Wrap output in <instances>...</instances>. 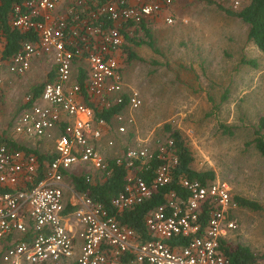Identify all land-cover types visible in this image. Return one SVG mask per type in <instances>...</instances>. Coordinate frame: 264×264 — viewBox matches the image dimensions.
Segmentation results:
<instances>
[{"label":"built area","instance_id":"obj_1","mask_svg":"<svg viewBox=\"0 0 264 264\" xmlns=\"http://www.w3.org/2000/svg\"><path fill=\"white\" fill-rule=\"evenodd\" d=\"M171 3L23 0L13 5L11 25L31 31L34 39L6 60V73L22 76L41 58L51 77L13 116L11 143L0 141L3 264H232L225 247L238 233L239 207L227 182L180 176L184 195L164 194L139 232L120 217L171 180L176 155L166 145L153 151L139 143L109 158L100 145L108 122L95 111L121 106L115 116L122 120L125 109L142 102L123 76L125 32L161 15ZM164 20L171 23L172 15ZM2 83L0 74V88ZM154 158L161 162L147 180L141 173ZM110 159L127 172L104 207L77 192L70 177L80 173L89 183L101 182Z\"/></svg>","mask_w":264,"mask_h":264},{"label":"rangeland","instance_id":"obj_2","mask_svg":"<svg viewBox=\"0 0 264 264\" xmlns=\"http://www.w3.org/2000/svg\"><path fill=\"white\" fill-rule=\"evenodd\" d=\"M212 1L172 0L161 16L147 21L152 47L128 43L140 59L125 61L123 76L139 91L142 102L137 109L122 112V120L112 116L108 121L110 140L117 143V150L108 156L139 143L156 151L171 141L165 125L177 130L191 152L192 169L212 172L211 179L227 182L233 196L262 206L239 208L238 233L230 238L233 246L241 244L260 255L264 252V158L251 142L264 116V52L247 40L245 22L219 7L239 11L249 0ZM166 14L172 15L171 23L165 22ZM141 39L147 40L143 33ZM5 64L0 54V71ZM48 69V62L37 58L22 76L0 73L4 135L12 116L45 80ZM220 125L230 127L231 133L223 132ZM119 126L124 127L122 132ZM254 264L264 262L258 258Z\"/></svg>","mask_w":264,"mask_h":264},{"label":"trees","instance_id":"obj_3","mask_svg":"<svg viewBox=\"0 0 264 264\" xmlns=\"http://www.w3.org/2000/svg\"><path fill=\"white\" fill-rule=\"evenodd\" d=\"M21 1L23 0H0V43L2 45L0 54L1 58L5 60L11 57L23 43L34 39V34L31 31H23L11 25L12 7L14 4ZM205 1L213 2L212 0ZM219 7L226 13L237 16L243 22H245L249 26L247 40L252 41L260 51L264 52V0H249L239 11H231L229 9H224L221 6ZM142 33L147 40L141 39ZM125 34L126 44L122 48V53L124 55L123 62L132 59H140V56L137 55L135 51L131 50V47L128 45V43H131L135 46H140L142 44H146L149 47L153 46L150 29L147 27V22L140 23L132 35L128 32H125ZM50 77L51 71H48L47 78L40 85L32 89L31 99H34L40 94L46 80H48ZM120 107L115 106L105 112L95 111V117L104 118L108 122L110 121L112 115L118 112ZM220 127L223 128V132L231 133L230 127L224 125H220ZM165 129L169 132L168 138L171 139L170 143H166L165 147L170 149L177 158V163L172 170L171 180L165 185L161 186L156 193H154L144 202L123 212L122 217H120L122 222H125L139 232H144L145 215L150 209L154 208L163 201L164 194L173 190L175 193L184 195L185 190L179 184L180 176L183 175L189 179H197L203 183L212 181V172H200L192 169L191 162L193 158L191 152L184 144L179 132L177 130L171 129L169 125H165ZM263 130L264 116L259 118L257 127L254 129V138L251 142L254 144L260 155L264 158ZM6 141L11 143L10 139H7ZM160 162V159L157 158L151 160L150 169L143 170L141 173L142 176L147 180L152 178V171ZM108 168L110 172L106 176L105 180L101 182L96 181L95 183H89L82 174L71 175V182L74 184L77 192L85 193L94 202L99 203L104 207H109L111 198L118 194L123 185L127 168H125L123 164H116L114 159L109 160ZM234 200L239 208H248L251 210L262 209V206L257 202L244 197L234 196ZM235 216L238 222V214ZM225 252L231 259L232 264H254L258 258L264 262V252L260 255H256L249 247L243 246L241 244H236L234 246L229 244L225 247Z\"/></svg>","mask_w":264,"mask_h":264},{"label":"crops","instance_id":"obj_4","mask_svg":"<svg viewBox=\"0 0 264 264\" xmlns=\"http://www.w3.org/2000/svg\"><path fill=\"white\" fill-rule=\"evenodd\" d=\"M68 1L69 0H64V3H68ZM97 1V0H96ZM164 13V12H163ZM162 13V14H163ZM159 16H161L160 14L159 15H157L156 17H153V18H151V19H154V18H157V17H159ZM150 20V19H149ZM148 21V20H147ZM146 21V22H147ZM1 35V34H0ZM126 44V38H125V43H124V45ZM124 45H123V47H124ZM0 48L2 49V45H1V43H0ZM3 71H5V70H2V71H0V73H2ZM48 71H49V69L48 70H46V75H45V79L47 78V73H48ZM6 72V71H5ZM76 73V72H75ZM125 80V79H124ZM23 106H26V105H23ZM23 106L17 111V113L16 114H18L22 109H23ZM119 110H120V108H119ZM118 110V111H119ZM125 111H131V110H129V109H125L123 112H125ZM116 114V113H115ZM115 114H113L112 116H115ZM14 116V115H13ZM13 116H12V118H13ZM11 126H12V120H11V122H10V124H9V128L6 130V134L4 135V133L3 132H1L0 131V141L1 140H3V139H6V138H11L10 136H12V134H11ZM62 127V126H61ZM2 138V139H1ZM109 139H112L111 137H110V132L109 131H107V129H106V131H104V135H103V139L101 140V142H100V145H101V148L103 149V150H105L106 151V153L107 154H111V153H114L116 150H117V143H113L112 145L113 146H108L107 144H106V140H109ZM7 140V139H6ZM138 145V144H137ZM44 146V145H43ZM133 146H136V145H133ZM45 148V147H44ZM43 148V149H44ZM36 152V151H35ZM41 157H47V158H51V156H49V155H41ZM1 242H0V253H1ZM0 264H3L2 263V261H1V259H0Z\"/></svg>","mask_w":264,"mask_h":264}]
</instances>
